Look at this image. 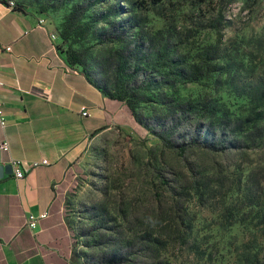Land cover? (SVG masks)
Masks as SVG:
<instances>
[{
    "label": "rangeland",
    "instance_id": "374dc122",
    "mask_svg": "<svg viewBox=\"0 0 264 264\" xmlns=\"http://www.w3.org/2000/svg\"><path fill=\"white\" fill-rule=\"evenodd\" d=\"M14 1L42 11L59 33L75 3ZM145 2L98 4L70 37L100 85L116 93L139 89L132 98L131 132L113 128L98 135L69 173L68 211L79 237L72 264L150 263L146 242L156 237L167 242L161 257L169 264H264V226H258L264 211V122L236 128L237 119L253 116L261 104L241 88L253 91L264 79V0H165L140 8ZM119 5L120 17L104 18ZM221 13L217 31L212 27ZM131 15L141 17L140 28L126 42H105L111 23ZM160 30L165 32L157 38L165 39L176 58L192 64L213 48L220 70L198 83L173 79L171 88L160 86L158 75L145 71L144 55H134L138 37H156ZM118 62L128 73L117 72ZM186 101L208 105L210 112L190 114L178 144L186 148L182 154L153 131ZM213 108L223 111L213 118L217 124L221 115L233 122L223 128L224 136L237 143L224 144L222 151L189 145L191 131ZM218 131L211 130V139Z\"/></svg>",
    "mask_w": 264,
    "mask_h": 264
},
{
    "label": "crops",
    "instance_id": "0c3cea01",
    "mask_svg": "<svg viewBox=\"0 0 264 264\" xmlns=\"http://www.w3.org/2000/svg\"><path fill=\"white\" fill-rule=\"evenodd\" d=\"M61 45L58 28L42 11L0 1V90L7 119L0 142L10 145L9 152L0 151V166L49 162L23 179H0V264H72L79 237L68 211L69 173L89 141L109 129H133L126 103L68 63ZM43 214L35 230L27 226L30 216Z\"/></svg>",
    "mask_w": 264,
    "mask_h": 264
},
{
    "label": "trees",
    "instance_id": "16d2710c",
    "mask_svg": "<svg viewBox=\"0 0 264 264\" xmlns=\"http://www.w3.org/2000/svg\"><path fill=\"white\" fill-rule=\"evenodd\" d=\"M0 1L6 5H9L10 1L13 0ZM108 1L109 0H67V3L69 4L72 2L75 3L71 14L66 20L64 31L59 33V36L62 40V45L59 46V50L66 54L68 63L81 66L85 70L87 75L91 78L93 83L97 85V87L102 90L107 96L126 103L133 115L135 114V107L134 103L132 102V98L138 96L139 89L134 87L130 92L125 91L117 93L114 91H108L104 86L100 85L93 78L91 73L86 68L83 55L79 51H77L70 43V37L72 36V34H74L75 28L77 27L78 23L83 21L84 15L94 6L106 3ZM164 1L165 0H146V2H149V4L152 6L161 5ZM146 2L140 8L146 9ZM16 8L23 10L24 5L18 3L16 4ZM122 9V5H119L118 8L109 10L108 13L104 15V18H118L121 15L120 10ZM219 17L220 21L218 20V23H215L212 27L217 31L219 28L218 24L221 23V21H224V15L222 13L219 15ZM121 20L122 21L118 24L113 21L111 23V26L106 29L104 33L105 42H126V38L128 37L129 32L134 28L139 29L141 26V17L138 15H131L130 17ZM164 32V30L158 31L156 37L150 35H146L145 37H138L134 43V52L136 53H132L134 55H144V66L146 68L145 71L147 72L148 70H151L155 75H158V77L160 78V86H162L163 84H168L169 88H171L172 83L169 82H171L173 79L198 83L203 79H206L209 73L220 70L219 65L215 63V61L217 60V53L215 50H213V48L208 49L205 54L200 55L197 61L192 64H189L184 57L176 58L174 55H172L173 52L170 50L169 44L165 42V39L157 38V36L162 37ZM124 65L125 63L120 62H118V65H116V70L120 75L126 73L128 70V68L126 70ZM140 68L141 66L137 65L138 71L140 70ZM155 79H157L156 76L153 81H155ZM241 91L242 94L247 98L253 100L254 102L260 101L261 104L254 111L253 116L250 115L245 119H237L239 125H237L236 128L243 127L245 123L247 124L249 122H252L255 128H257V125L259 123L264 122V79H262L255 85L253 91L249 92L245 87H242ZM198 110L210 112V107L205 104L200 106L198 103H193L192 101L180 102L179 104H177V107L172 108L171 112L174 117L172 116L169 122H159L157 124V128L159 131L155 129L153 131L154 134L158 138H160L167 145V147L178 148L180 153L184 154L186 152V148L183 146L178 147V144L181 142L183 137L181 135V131L186 127L185 124L188 122L190 114ZM220 113L222 114L223 111L218 108H213L209 116L207 115V113H203V121L199 123L196 129L192 130L190 133L189 145H205L207 148L222 151L224 149L223 146H225L224 144L230 143V145H233L237 143V140L234 139V137L224 136L225 131L223 128H229V126L233 124L232 121L224 119V115H221V118L219 117L220 119L218 120V124L213 120V118H216ZM213 128H215L216 130L220 129V131H218V134L216 133L213 139H211L210 132L211 130H213ZM259 219L260 221L258 226H264V211L261 216L259 215ZM146 244V251L151 254L149 255V258L152 260V262L146 264H169L168 262L163 261L161 257V251L167 247L166 241H163L161 238L156 237L153 240L148 239Z\"/></svg>",
    "mask_w": 264,
    "mask_h": 264
},
{
    "label": "built area",
    "instance_id": "2783aa9c",
    "mask_svg": "<svg viewBox=\"0 0 264 264\" xmlns=\"http://www.w3.org/2000/svg\"><path fill=\"white\" fill-rule=\"evenodd\" d=\"M10 7H15L16 2L15 1H10L9 3ZM43 23V21H41ZM52 39L56 40L57 37L55 35H52ZM7 51H11V47L7 48ZM0 88H1V82H0ZM84 116H87L88 113L85 111L83 113ZM0 126L2 128H5L7 126V119L4 111V103L1 98V90H0ZM10 150V145L7 141H2L0 142V151L3 152H9ZM13 167V174L16 179H23L25 176V173L31 169L39 168L42 166H48L49 162L47 160L39 161V162H33V163H26L24 161H15L12 164ZM47 217V214H43L41 216H30L27 220V226L35 230L37 227V224L40 220L45 219Z\"/></svg>",
    "mask_w": 264,
    "mask_h": 264
},
{
    "label": "water",
    "instance_id": "95a60500",
    "mask_svg": "<svg viewBox=\"0 0 264 264\" xmlns=\"http://www.w3.org/2000/svg\"><path fill=\"white\" fill-rule=\"evenodd\" d=\"M13 167L12 165L0 166V179H3L5 175H12Z\"/></svg>",
    "mask_w": 264,
    "mask_h": 264
}]
</instances>
